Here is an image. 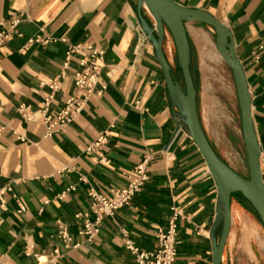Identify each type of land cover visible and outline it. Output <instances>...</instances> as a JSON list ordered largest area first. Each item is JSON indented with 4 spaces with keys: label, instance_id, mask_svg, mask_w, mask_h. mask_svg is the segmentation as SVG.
I'll return each mask as SVG.
<instances>
[{
    "label": "crops",
    "instance_id": "obj_1",
    "mask_svg": "<svg viewBox=\"0 0 264 264\" xmlns=\"http://www.w3.org/2000/svg\"><path fill=\"white\" fill-rule=\"evenodd\" d=\"M173 1L212 14L231 31L252 100L264 176V0ZM135 3L0 0V29L22 18L19 36L0 49V191L11 189L0 205V264H38L36 255L55 251L58 258L46 264H137L122 232L142 251L153 252L157 230L167 228L175 211L180 213L176 264H212L209 231L216 187L195 143L177 129L164 75L141 35ZM186 30L191 66L200 77L222 58L206 26L190 23ZM38 35L50 42L28 45ZM79 44L103 51L105 90L92 96L71 123L47 135L37 118L25 122L18 107L37 111L52 93L49 112L54 113L68 97L79 96L73 84L78 55L69 61L59 89L48 87L62 73L69 47ZM14 132L27 141L20 142ZM106 133V143L87 152ZM144 162L148 179L141 193L105 219L95 238L80 235L83 216L95 220L89 190L108 194L123 188ZM69 188L74 190L61 198ZM233 200L241 209L244 202ZM62 229L71 238L68 246L58 237ZM226 249L222 264H229Z\"/></svg>",
    "mask_w": 264,
    "mask_h": 264
},
{
    "label": "water",
    "instance_id": "obj_2",
    "mask_svg": "<svg viewBox=\"0 0 264 264\" xmlns=\"http://www.w3.org/2000/svg\"><path fill=\"white\" fill-rule=\"evenodd\" d=\"M136 16L144 42L151 46L159 63L172 106V117L178 131L184 132L195 143L203 157L216 187L215 216L209 239L212 264H222L232 228V197L247 201L264 225V176L261 169V147L252 117V100L243 66L236 54L231 31L212 14L186 8L173 0H136ZM146 8L154 23L144 15ZM210 27L215 34V47L224 64L230 69L238 100L242 138L247 154L248 178H243L223 161L210 144L201 125L197 110V90L191 74L192 50L187 35V24ZM168 32L176 50L177 71L183 85L173 77L163 43Z\"/></svg>",
    "mask_w": 264,
    "mask_h": 264
},
{
    "label": "built area",
    "instance_id": "obj_3",
    "mask_svg": "<svg viewBox=\"0 0 264 264\" xmlns=\"http://www.w3.org/2000/svg\"><path fill=\"white\" fill-rule=\"evenodd\" d=\"M22 22L21 17L13 18L7 25L2 26L0 29V49L3 48L14 36H19L17 31L18 25ZM50 38L45 35H38L28 42L32 44H48ZM78 55L77 63L79 69L73 74V84L75 90L79 94L78 97L70 96L64 102L62 109L50 113L49 106L53 101L52 93L48 95L41 103L37 111H33L29 106L21 105L18 107V112L25 122H33L36 118L45 126L47 135L53 131L62 129L73 121V119L83 110L85 104L92 96H101L105 90V86L100 82L101 65L100 61L103 57V51L90 44H79L70 46L67 56L63 65V71L54 81L48 84L49 89L54 92L59 89V82L64 77V70L68 68L69 61ZM101 85V89L97 87ZM17 139L25 143L26 138L14 132ZM108 134L100 136L97 140L93 141L88 147L87 152H93L94 149L106 143ZM146 162L137 166L134 171V176L129 179L126 186L123 188L111 189L108 194L99 193L90 189L88 196L91 200V210L95 215V220L90 221L88 215L83 216L82 228L79 231L80 235L86 236L88 240L95 238L102 226V223L107 218H113L117 211L130 204V202L139 194L144 188L147 181L146 175ZM74 190L69 188L60 197L62 198L68 191ZM10 188L0 191V205L5 203L4 193L10 192ZM180 213L175 211L172 219L166 229H158L156 232L157 249L153 252H145L138 248L132 240H130L125 232L124 246L135 257L137 264H176L178 259V240H177V227L176 220ZM58 237L67 246L71 241L65 229L58 233ZM76 244L73 248H78ZM38 264L52 263L58 258V253L55 251L47 257L35 256Z\"/></svg>",
    "mask_w": 264,
    "mask_h": 264
},
{
    "label": "rangeland",
    "instance_id": "obj_4",
    "mask_svg": "<svg viewBox=\"0 0 264 264\" xmlns=\"http://www.w3.org/2000/svg\"><path fill=\"white\" fill-rule=\"evenodd\" d=\"M143 13L151 23H154L146 8H143ZM206 28L214 44L215 34L210 27L206 26ZM163 50L173 70L176 71V50L168 32L165 34ZM212 52L215 53V49L212 48ZM217 60L215 64L207 68L206 72L203 71L200 77L196 73L195 65L191 67L197 90V110L200 122L219 157L241 177L248 178L247 154L242 138L233 76L224 62L221 59ZM178 79L180 81V76ZM231 212L232 228L229 237L231 241L226 249L229 264H264V225L258 215L245 202L239 209L234 200Z\"/></svg>",
    "mask_w": 264,
    "mask_h": 264
},
{
    "label": "trees",
    "instance_id": "obj_5",
    "mask_svg": "<svg viewBox=\"0 0 264 264\" xmlns=\"http://www.w3.org/2000/svg\"><path fill=\"white\" fill-rule=\"evenodd\" d=\"M191 67H192V66H191ZM190 69L192 70V68H190ZM191 73H192V72H191ZM178 76H180V78H181L180 81H179V79H178ZM173 77L176 78V79L180 82V84H181L182 86H184V85H183L182 76H181V74H180L179 71H177V70H176V71H173ZM233 198H236V197L233 196L232 199H233ZM239 199L242 200L243 202L247 203V204L250 206V204H249L247 201H245V200H243V199H241V198H239Z\"/></svg>",
    "mask_w": 264,
    "mask_h": 264
},
{
    "label": "bare ground",
    "instance_id": "obj_6",
    "mask_svg": "<svg viewBox=\"0 0 264 264\" xmlns=\"http://www.w3.org/2000/svg\"><path fill=\"white\" fill-rule=\"evenodd\" d=\"M254 228H255V227H254ZM248 229H249V228H248ZM243 230H244V229H243ZM249 231H250V230H249ZM254 233H255V232H254ZM246 234H247V233H246ZM255 234H256V233H255ZM248 235H249V233H248ZM250 235H251V234H250ZM230 241H231V240H230ZM244 241H245V240H244ZM246 241H247V240H246ZM246 241H245V242H246ZM231 244H232V243H231ZM246 244H247V243H246ZM248 251H249V250H248ZM250 252H251V251H250Z\"/></svg>",
    "mask_w": 264,
    "mask_h": 264
}]
</instances>
